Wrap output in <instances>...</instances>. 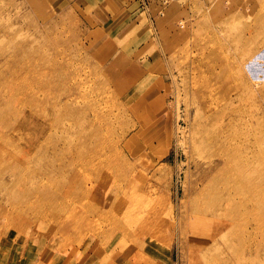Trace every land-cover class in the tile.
Returning a JSON list of instances; mask_svg holds the SVG:
<instances>
[{"label": "rangeland", "instance_id": "374dc122", "mask_svg": "<svg viewBox=\"0 0 264 264\" xmlns=\"http://www.w3.org/2000/svg\"><path fill=\"white\" fill-rule=\"evenodd\" d=\"M21 1L0 0V264H192L180 237L169 253L160 245L156 261L142 233L92 239V228L56 219L66 195L37 212L36 194L62 185L79 195L90 177L77 149L86 146L91 157L113 143L114 165L133 168L142 185L138 204L157 202V215L167 218L171 207L180 212L189 203L205 175L195 167L207 155L206 131L215 134L229 117L251 131L241 147L257 150L264 167V1ZM239 36L255 40L241 55L252 79L235 65L233 83L226 59L236 55ZM31 108L42 118L31 122ZM213 165L226 179L230 163ZM81 212L77 204L66 213ZM113 215L115 203L99 228L108 229ZM246 229L254 239L237 264H264V227Z\"/></svg>", "mask_w": 264, "mask_h": 264}, {"label": "bare ground", "instance_id": "6f19581e", "mask_svg": "<svg viewBox=\"0 0 264 264\" xmlns=\"http://www.w3.org/2000/svg\"><path fill=\"white\" fill-rule=\"evenodd\" d=\"M21 2L31 4V2L34 3V0H22ZM233 9L235 8L233 7ZM9 22L10 26L16 27L19 25L18 16H13ZM258 35L259 38L256 35L257 38L264 41V28L260 30ZM232 40L236 42L235 46L237 47L234 48L237 49L236 55L226 60L228 63V76L235 83L237 80L236 76H233L235 65H237L238 72H243L244 79L248 77L242 68L241 58L243 57L241 55L247 50L246 44L255 40L254 38H242L241 36L237 40ZM254 46L255 44L249 48L248 52L253 51ZM231 58H233L232 61ZM248 78L252 79L251 76ZM258 82L261 83L262 81ZM217 87H222V84L219 83ZM10 91L9 94H12V90ZM239 92L235 95V98L240 101L242 100V94ZM28 113L31 122L37 118L38 114L39 118H42V112L39 110H32L31 108ZM206 121L208 124V116ZM221 123H223V119ZM236 124L237 122L229 117L227 126L224 127L218 124L215 127V134L210 135V130H205L206 144L204 146H206L205 152L207 155L202 158V164H197L195 167L197 171L203 170L202 167H204L205 175L194 183L195 187L191 192L189 203L184 205L180 212H177L176 207H171L167 218L157 215L159 204L157 202L146 203L145 205L138 204L142 185L139 184L134 175H131L133 168L120 169L114 165L112 153L110 152L113 143L110 146L107 145L108 153L105 148H102L101 154L97 153L91 157L86 156L87 147L81 145V148L77 149L79 155L87 158L89 164L88 174L90 178L86 189L79 195L63 189L62 185L59 184L53 190L49 187L43 191L39 190L36 194L37 212L39 209L42 212H48L47 203L53 202L52 198L60 200L59 196L66 195L65 200L68 203H61L60 210L56 213V219L59 221V217L63 218L66 223L62 224L69 227L77 223L87 227V230L92 228V234L89 235L92 239L99 237V239H102L116 234L128 240L133 238L134 235L142 233L146 248L151 252L152 257L159 261L157 252L160 250V245L165 243L169 253L175 239L180 237L183 250L190 254L187 253L192 264H237L246 249L245 241L254 239L251 231H248L246 226L250 225L254 232L256 227H264V167L261 154L257 150L242 149L241 147L243 140L249 133L251 134V131L245 132L244 127L236 129ZM41 133L44 135L45 131H41ZM255 135H257L256 132ZM125 137L126 134L123 130L122 135H119L117 140L118 146ZM63 138L65 139V137ZM49 147H54V143L44 147L43 151L46 152ZM115 150L118 153L117 147ZM215 160L222 161L223 165L226 162L230 163L226 179L218 172L222 166H218L217 170V165H213L216 162ZM99 162H101L100 168H95V165ZM50 164L53 165V163ZM53 168H57V165H53ZM60 171L63 173L65 169L61 168ZM126 197L129 200L123 201ZM114 203L117 217L113 215L112 225L108 229L102 230L98 226L99 222L105 213H108L110 209H114ZM77 204L82 205L83 212L78 213V215L74 213L73 217H69L66 213L68 207ZM27 215L28 210L23 214V218H27ZM40 216L43 217L44 214ZM135 216H137L136 224L133 223ZM17 217L20 219L22 215H17ZM54 217L55 215L52 213L51 218ZM31 221H35L34 213L31 216ZM52 224L58 223L53 222ZM8 235L7 233L3 236ZM122 246H124V250H128V245L123 244ZM241 260L244 259L240 258V262Z\"/></svg>", "mask_w": 264, "mask_h": 264}]
</instances>
